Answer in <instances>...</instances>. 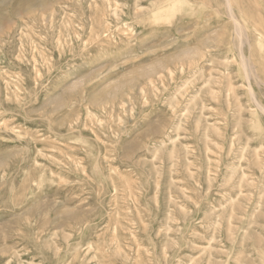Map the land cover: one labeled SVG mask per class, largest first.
I'll list each match as a JSON object with an SVG mask.
<instances>
[{
  "label": "rangeland",
  "instance_id": "rangeland-1",
  "mask_svg": "<svg viewBox=\"0 0 264 264\" xmlns=\"http://www.w3.org/2000/svg\"><path fill=\"white\" fill-rule=\"evenodd\" d=\"M228 2L0 0V264H264V0Z\"/></svg>",
  "mask_w": 264,
  "mask_h": 264
},
{
  "label": "bare ground",
  "instance_id": "bare-ground-1",
  "mask_svg": "<svg viewBox=\"0 0 264 264\" xmlns=\"http://www.w3.org/2000/svg\"><path fill=\"white\" fill-rule=\"evenodd\" d=\"M226 9H227V11L229 10V13H230V8H229V2H228V0H226ZM228 16V15H227ZM232 19H235V18H232ZM236 21L234 20V22L233 23H235ZM237 23V22H236ZM235 23V24H236ZM235 24H234V26H235ZM241 24V23H240ZM237 26H236V30L238 31V33L241 35H243L244 33L242 32V31H244V30H242V25L240 26L239 24H236ZM262 26V25H261ZM264 28V27H263ZM243 29H244V27H243ZM3 30H5L4 28H2L1 26H0V33H2L3 32ZM5 32V31H4ZM245 32V31H244ZM262 34V33H261ZM245 35V34H244ZM243 35V36H244ZM246 36V35H245ZM246 38V37H245ZM240 51V50H239ZM243 55V54H242ZM243 59H245L244 57H243ZM241 60H242V58H241ZM250 64V63H249ZM248 64V65H249ZM243 68L246 70L248 67L246 66V63L244 62V60H243ZM250 67H251V65H250ZM250 69V68H249ZM252 73V72H251ZM254 73V72H253ZM254 99V98H253ZM259 105V104H258ZM259 107V106H258ZM263 108V107H262Z\"/></svg>",
  "mask_w": 264,
  "mask_h": 264
}]
</instances>
